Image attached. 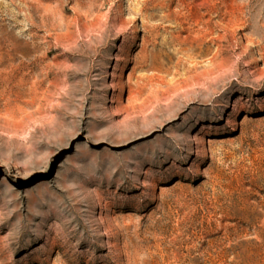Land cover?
Here are the masks:
<instances>
[{
    "label": "rangeland",
    "instance_id": "374dc122",
    "mask_svg": "<svg viewBox=\"0 0 264 264\" xmlns=\"http://www.w3.org/2000/svg\"><path fill=\"white\" fill-rule=\"evenodd\" d=\"M0 264H264V0H0Z\"/></svg>",
    "mask_w": 264,
    "mask_h": 264
}]
</instances>
